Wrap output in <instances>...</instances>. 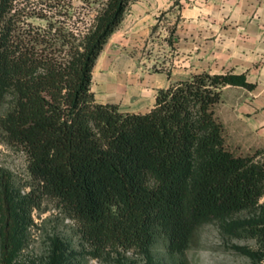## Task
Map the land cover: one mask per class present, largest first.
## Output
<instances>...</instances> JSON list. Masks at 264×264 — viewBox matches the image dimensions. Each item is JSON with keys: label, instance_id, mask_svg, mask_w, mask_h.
Wrapping results in <instances>:
<instances>
[{"label": "trees", "instance_id": "1", "mask_svg": "<svg viewBox=\"0 0 264 264\" xmlns=\"http://www.w3.org/2000/svg\"><path fill=\"white\" fill-rule=\"evenodd\" d=\"M0 0V115L5 140L27 157L28 190L4 207L11 231L51 199L71 218L93 257H150L160 235L177 264L198 230L256 241L237 246L264 264V147L237 153L216 113L226 85L249 89L246 74L207 71L160 88L145 112L101 103L91 89L96 61L135 0Z\"/></svg>", "mask_w": 264, "mask_h": 264}, {"label": "crops", "instance_id": "2", "mask_svg": "<svg viewBox=\"0 0 264 264\" xmlns=\"http://www.w3.org/2000/svg\"><path fill=\"white\" fill-rule=\"evenodd\" d=\"M141 49L151 59L161 49L162 59L174 64L171 74L127 79L132 75L116 62L137 60ZM204 71L244 73L255 83L252 89L226 85L216 113L237 153L264 147V0L133 1L96 61L91 89L98 102L118 105L122 89L140 100L133 112H145L160 88Z\"/></svg>", "mask_w": 264, "mask_h": 264}, {"label": "rangeland", "instance_id": "3", "mask_svg": "<svg viewBox=\"0 0 264 264\" xmlns=\"http://www.w3.org/2000/svg\"><path fill=\"white\" fill-rule=\"evenodd\" d=\"M73 4L76 16L82 18L84 23L93 17L82 0H74ZM140 52L137 60L116 62L121 73L132 75L127 79H146L145 76L151 71L171 74L174 64L162 59L161 49L157 50L158 55L154 59L146 56V49H141ZM134 96L119 90L117 99L123 111H133L139 106L140 100ZM148 98L149 96L146 99L143 97V100ZM143 100L141 103H144ZM9 105L8 96L0 103V115L6 112ZM30 180L26 154L17 145L8 143L0 130V263L5 239L6 200H18V194L28 190ZM10 235L12 247L8 264H177V258L167 252L163 235L159 236L150 257L136 256L130 252L122 253L120 260L116 253L93 257L89 253L90 247L78 233L75 222L51 199L44 201L42 209L33 210L31 217L23 214L18 216ZM237 246L255 247L256 241L225 234L217 222H211L198 230L187 251V259L190 264H251L250 258L238 251Z\"/></svg>", "mask_w": 264, "mask_h": 264}]
</instances>
